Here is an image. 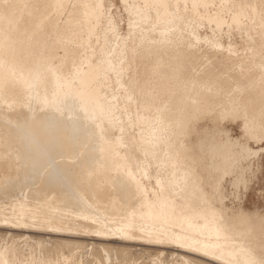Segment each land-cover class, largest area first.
Instances as JSON below:
<instances>
[{"label":"bare ground","instance_id":"bare-ground-1","mask_svg":"<svg viewBox=\"0 0 264 264\" xmlns=\"http://www.w3.org/2000/svg\"><path fill=\"white\" fill-rule=\"evenodd\" d=\"M120 1L0 0V264H264V0Z\"/></svg>","mask_w":264,"mask_h":264},{"label":"rangeland","instance_id":"rangeland-1","mask_svg":"<svg viewBox=\"0 0 264 264\" xmlns=\"http://www.w3.org/2000/svg\"><path fill=\"white\" fill-rule=\"evenodd\" d=\"M109 2L113 3V4L115 3L114 8H113V12L116 16L117 21H119L118 23L122 29V32H125L127 30V25H128V15H127L121 1L120 0H109ZM237 36H238V34L236 32L232 33L229 36L226 35V36H224V41L228 42L227 40L228 39L230 40V38H231L232 40L238 41V43H240L241 39H240V37H237ZM205 127H206V129H205ZM212 127H213L212 122L208 121V120L201 121L199 123V131L200 132H208L212 129ZM221 127L228 129L229 134L231 135L232 138L239 139L242 142H248L252 148L258 149V147L255 146L254 142L249 140L247 138V136H245V134L243 133L239 123L225 122V123L221 124ZM243 138H245V139H243ZM193 141L197 142L196 137L193 138ZM262 147H264V145ZM259 156L256 157L257 159L256 158H254V160L252 159L253 161L251 160L252 162L250 161V163H249V164H251L250 166H252V164H253V166L251 167L252 169L250 168L246 173V181H247L246 183L247 184L235 186V185H233V178L232 177L226 178V182L224 183V191H225V194L227 196L226 205L230 209L231 213L236 214L240 210H243L250 215L264 216V152L261 153ZM9 232H11V231H9ZM28 234H32V232H28ZM78 240H81L84 243L85 242L86 243L91 242V240H89L88 238H83V239L81 238ZM68 247L69 246H65L64 249L66 251H68L70 248V247L69 248ZM145 247H147L148 249ZM142 248H143V245H140V246L134 245V246L129 247V250H130L129 251V250H127V247H126V249H124V251H123L122 259L125 260L124 262L127 261L128 264H130V263L150 264L149 255L152 256V253L154 255L157 254L156 252L157 251L159 252V249L157 250V248L155 249V247H151L152 249L154 248L152 251V249L149 246H144V248L143 249ZM89 249H91V247H89ZM89 249L88 250L86 249V252H85V250L81 249V251H80L81 254L79 255L81 257V260H84L86 262L88 261L87 262L88 264H91L90 261L92 262V264H98L96 261H94L95 259L93 260V258H94V255H92L93 250L89 251ZM166 251L170 252V249H166L164 252H166ZM149 253H151V254H149ZM91 255L93 258L90 257ZM166 255H168V257ZM164 256L168 260L171 258L169 256V253H165ZM85 257H86V260H85ZM87 257H88V259H87ZM154 257H157V256L155 255Z\"/></svg>","mask_w":264,"mask_h":264}]
</instances>
